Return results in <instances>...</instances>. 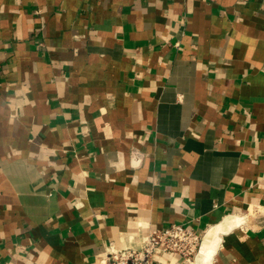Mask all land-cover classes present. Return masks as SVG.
Returning a JSON list of instances; mask_svg holds the SVG:
<instances>
[{
  "label": "crops",
  "instance_id": "0c3cea01",
  "mask_svg": "<svg viewBox=\"0 0 264 264\" xmlns=\"http://www.w3.org/2000/svg\"><path fill=\"white\" fill-rule=\"evenodd\" d=\"M173 224L264 264V0H0V264Z\"/></svg>",
  "mask_w": 264,
  "mask_h": 264
},
{
  "label": "built area",
  "instance_id": "2783aa9c",
  "mask_svg": "<svg viewBox=\"0 0 264 264\" xmlns=\"http://www.w3.org/2000/svg\"><path fill=\"white\" fill-rule=\"evenodd\" d=\"M205 233L184 224H173L165 229L150 230L140 244L119 248L111 246L103 264H161L157 253H176L193 264L201 250Z\"/></svg>",
  "mask_w": 264,
  "mask_h": 264
},
{
  "label": "rangeland",
  "instance_id": "374dc122",
  "mask_svg": "<svg viewBox=\"0 0 264 264\" xmlns=\"http://www.w3.org/2000/svg\"><path fill=\"white\" fill-rule=\"evenodd\" d=\"M197 255H198V253H197ZM202 255L203 254L198 255L197 258L195 259V261L193 262V264H201Z\"/></svg>",
  "mask_w": 264,
  "mask_h": 264
},
{
  "label": "bare ground",
  "instance_id": "6f19581e",
  "mask_svg": "<svg viewBox=\"0 0 264 264\" xmlns=\"http://www.w3.org/2000/svg\"><path fill=\"white\" fill-rule=\"evenodd\" d=\"M204 246H205V241L203 242V245H202L201 250L199 251L198 255L205 254V252H204Z\"/></svg>",
  "mask_w": 264,
  "mask_h": 264
}]
</instances>
